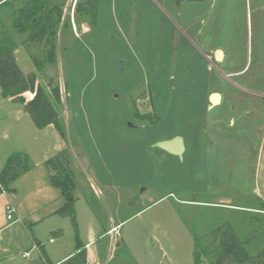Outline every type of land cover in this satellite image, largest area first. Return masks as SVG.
I'll use <instances>...</instances> for the list:
<instances>
[{
	"label": "rangeland",
	"instance_id": "rangeland-1",
	"mask_svg": "<svg viewBox=\"0 0 264 264\" xmlns=\"http://www.w3.org/2000/svg\"><path fill=\"white\" fill-rule=\"evenodd\" d=\"M22 1L0 0V23ZM47 1L62 9L53 61L48 44L4 28L21 71L59 87L63 135L0 94V171L14 153L35 167L0 196V264L74 253L69 217L6 220L7 202L32 218L61 206L59 190L38 187L60 152L79 239L93 237L101 264H193L195 235L207 241L223 224L250 256L264 249V0H99L94 25L76 17L78 0ZM175 137L182 159L157 147Z\"/></svg>",
	"mask_w": 264,
	"mask_h": 264
},
{
	"label": "trees",
	"instance_id": "trees-1",
	"mask_svg": "<svg viewBox=\"0 0 264 264\" xmlns=\"http://www.w3.org/2000/svg\"><path fill=\"white\" fill-rule=\"evenodd\" d=\"M99 0H78L74 13L76 17L95 24ZM62 9L58 4L47 0H25L17 9L12 26L18 33H28L23 43L32 42L35 46L48 44L49 61L55 58L56 32L61 22ZM16 45L6 32H0V94L3 98L23 105L36 129L52 126L61 136V95L58 86L52 83L40 85L33 73L24 74L17 65L14 56ZM39 63L37 67L39 68ZM29 94L27 100L25 95ZM65 153L46 161V165L54 172L50 176L51 185L61 192L64 205L57 211L61 217H69L75 231L74 253L61 264H88L85 245L80 241L75 221L72 194L73 181L67 171ZM31 169L29 157L24 153H14L7 158L0 171V195L9 191V186L16 179ZM263 209L260 212H264ZM59 236L61 233H52ZM43 259H47L41 249ZM193 264H264V249L250 256L245 244L240 241L228 224L218 226L204 241L202 236L194 237Z\"/></svg>",
	"mask_w": 264,
	"mask_h": 264
},
{
	"label": "crops",
	"instance_id": "crops-1",
	"mask_svg": "<svg viewBox=\"0 0 264 264\" xmlns=\"http://www.w3.org/2000/svg\"><path fill=\"white\" fill-rule=\"evenodd\" d=\"M6 24L5 23H3V21L0 23V27L2 26L3 28H2V31H4V32H7V31H5V28H12L11 26V17H8L7 19H6ZM4 26H5V28H4ZM258 27H259V25H258ZM14 30V29H13ZM8 32H10V31H8ZM223 58V57H222ZM222 58H221V60H222ZM219 97H220V95H218ZM220 99H221V97H220ZM211 101V100H210ZM219 102H220V100H219ZM218 104V103H217ZM216 105V104H215ZM24 154H26V153H24ZM27 155V154H26ZM28 156V155H27ZM35 168V167H34ZM34 168H32V164H31V169L27 172V173H25V174H23L21 177H27V176H29V174H31V172L34 170ZM39 177H37V179H38ZM45 180H48V182L50 181V175H49V179L47 178V179H45L44 177H42V178H39V182H38V187L39 186H42V187H46L47 185L48 186H50V184L51 183H46L45 182ZM34 188L35 189H37V182L36 183H34ZM51 187L52 188H54L52 185H51ZM50 187V188H51ZM54 189H56V188H54ZM56 190H58V189H56ZM15 192H16V190H14ZM31 192V191H30ZM29 192V193H30ZM60 192V191H59ZM34 194L36 195L37 193L36 192H34ZM0 196H3V194L2 195H0ZM61 200H62V203H61V206L59 207V208H57V210H50V212H48L47 214H43V216H39V217H35V218H32L31 216H32V213L31 214H24L23 212H22V210H21V208L20 207H18V206H16V211H15V209H14V215H16V217L18 218V219H21V221H26V222H28L29 223V225L30 226H33L34 224H40V223H42V222H44V221H46V220H49L50 218H52V217H57V218H62L61 216H59V215H57L56 213H57V211L61 208V207H63V205H64V203H65V201H64V198L62 197V195H61V192H60V197H59ZM7 204H9L8 202L6 203V205ZM5 205V206H6ZM10 205V204H9ZM221 208H230L231 210H234V211H242V212H251L252 210L249 208V207H238V206H230V207H222V206H220ZM262 213H264V212H262ZM120 225V224H119ZM119 225H117V226H114L113 228H111V229H108V230H106V231H104L103 232V234H104V237H107L108 236V234H112V233H116L117 232V230H116V228L119 226ZM96 232H97V230H96ZM100 239V238H99ZM102 240H103V238H101ZM84 245H85V247H86V250H87V254H88V259H87V262H88V264H92L93 262H96V263H102V262H100L101 261V257H100V251L99 250H97L96 249V245H97V242L96 241H94L93 240V237H92V240H90L89 242H85V243H83ZM107 247V245H105V247L103 246V249H106V251L108 250V248H106ZM61 264V263H60Z\"/></svg>",
	"mask_w": 264,
	"mask_h": 264
},
{
	"label": "water",
	"instance_id": "water-1",
	"mask_svg": "<svg viewBox=\"0 0 264 264\" xmlns=\"http://www.w3.org/2000/svg\"><path fill=\"white\" fill-rule=\"evenodd\" d=\"M196 1H198V0H196ZM217 53H220L223 57V52L218 50L215 52V58H216ZM219 61H221V60H219ZM212 96H218V94H212L211 97ZM211 97H210V100H211ZM25 98L27 100L30 99V95H26ZM210 103H211V101H210ZM157 147L159 149L163 150L164 152L170 154V155L178 157L179 159H182V155L185 151L184 142H183L182 138H180V137H175L171 140H167V141L157 143ZM52 175H54V172L51 170V176Z\"/></svg>",
	"mask_w": 264,
	"mask_h": 264
},
{
	"label": "built area",
	"instance_id": "built-area-1",
	"mask_svg": "<svg viewBox=\"0 0 264 264\" xmlns=\"http://www.w3.org/2000/svg\"><path fill=\"white\" fill-rule=\"evenodd\" d=\"M5 211H6V220L12 221L14 218V209L12 208V206L7 204L5 206ZM22 257L23 258L27 257V254H23Z\"/></svg>",
	"mask_w": 264,
	"mask_h": 264
},
{
	"label": "bare ground",
	"instance_id": "bare-ground-1",
	"mask_svg": "<svg viewBox=\"0 0 264 264\" xmlns=\"http://www.w3.org/2000/svg\"><path fill=\"white\" fill-rule=\"evenodd\" d=\"M221 58H222V55L220 53H217L216 54V59L217 60H221ZM219 100H220L219 96H212L211 97V103L212 104H217L219 102Z\"/></svg>",
	"mask_w": 264,
	"mask_h": 264
},
{
	"label": "flooded vegetation",
	"instance_id": "flooded-vegetation-1",
	"mask_svg": "<svg viewBox=\"0 0 264 264\" xmlns=\"http://www.w3.org/2000/svg\"><path fill=\"white\" fill-rule=\"evenodd\" d=\"M190 2H196L197 3V1L196 0H189ZM223 58H224V53H223ZM222 58V59H223ZM222 61V60H221ZM221 61H218V62H221Z\"/></svg>",
	"mask_w": 264,
	"mask_h": 264
}]
</instances>
